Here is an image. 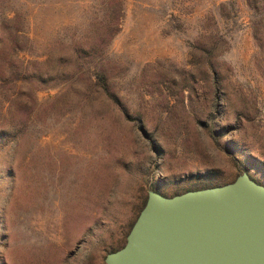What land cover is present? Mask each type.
<instances>
[{"label":"rangeland","instance_id":"374dc122","mask_svg":"<svg viewBox=\"0 0 264 264\" xmlns=\"http://www.w3.org/2000/svg\"><path fill=\"white\" fill-rule=\"evenodd\" d=\"M257 11L0 0V264H105L148 190L264 186Z\"/></svg>","mask_w":264,"mask_h":264},{"label":"water","instance_id":"95a60500","mask_svg":"<svg viewBox=\"0 0 264 264\" xmlns=\"http://www.w3.org/2000/svg\"><path fill=\"white\" fill-rule=\"evenodd\" d=\"M105 264H264V186L247 172L172 197L148 190Z\"/></svg>","mask_w":264,"mask_h":264},{"label":"trees","instance_id":"16d2710c","mask_svg":"<svg viewBox=\"0 0 264 264\" xmlns=\"http://www.w3.org/2000/svg\"><path fill=\"white\" fill-rule=\"evenodd\" d=\"M249 4L253 5L254 10H258L257 14L263 17L264 20V0H247ZM259 24L254 26V38L258 43V46H261L262 41L259 36Z\"/></svg>","mask_w":264,"mask_h":264}]
</instances>
